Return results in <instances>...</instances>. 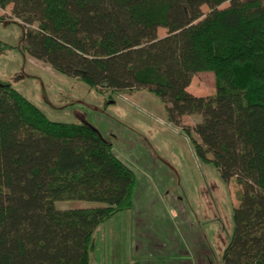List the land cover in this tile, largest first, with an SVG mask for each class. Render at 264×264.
<instances>
[{
    "label": "trees",
    "instance_id": "16d2710c",
    "mask_svg": "<svg viewBox=\"0 0 264 264\" xmlns=\"http://www.w3.org/2000/svg\"><path fill=\"white\" fill-rule=\"evenodd\" d=\"M9 5L26 56L110 99L148 90L164 104L199 159L240 187L222 264H264V0H0ZM203 72L215 74L211 96L188 91ZM192 115L201 122L185 126ZM136 185L99 130L50 120L0 79V264H93L98 228L133 208ZM67 200L105 206L56 207Z\"/></svg>",
    "mask_w": 264,
    "mask_h": 264
},
{
    "label": "rangeland",
    "instance_id": "374dc122",
    "mask_svg": "<svg viewBox=\"0 0 264 264\" xmlns=\"http://www.w3.org/2000/svg\"><path fill=\"white\" fill-rule=\"evenodd\" d=\"M203 11L208 13L209 7ZM1 14L0 79L11 83L50 120L95 127L136 174L134 206L98 228L93 264H125L133 255L135 241L144 246L147 257L178 251L208 256V264L221 263L235 227L237 183L226 182L215 166L199 159L186 130L169 121L154 94L142 92L157 105L142 100L129 107L118 94L110 99L85 81L62 75L27 55L29 62L21 49L23 28L13 16V5ZM167 32L160 28L159 36ZM215 89L213 72H203L194 81L195 92L207 95ZM127 93L131 99L138 96L137 91ZM198 119V115L186 117L184 124L193 127ZM104 206L87 200L56 202L58 209ZM133 234H138L135 241Z\"/></svg>",
    "mask_w": 264,
    "mask_h": 264
},
{
    "label": "crops",
    "instance_id": "0c3cea01",
    "mask_svg": "<svg viewBox=\"0 0 264 264\" xmlns=\"http://www.w3.org/2000/svg\"><path fill=\"white\" fill-rule=\"evenodd\" d=\"M2 11H3V9L0 8V15H2L1 14ZM27 59L29 60V57H27ZM29 62H30V60H29ZM31 65H33V64H31ZM33 66H36V65H33ZM53 73H55V72H53ZM200 74L201 73H199V74L194 76L193 81H192L191 85L188 88V91L191 92L192 94L196 95V96H211V95H213L215 93V91L213 93H210V94H207V95H203L205 93L202 94V93H199V92H195L193 90L194 81H195V79L198 78V75H200ZM144 91H146V90L137 91L138 92V94H137L138 96H137L136 99H134V98L131 99L129 96H127L126 95V94H128L127 92L121 93V94H118V95H119L120 99H123V100L127 101L126 104L129 107H135L134 105L136 104V102H140L142 100H144V101H148L149 100V101L155 103L153 100H150L148 98V96L146 97V95L142 93ZM163 106H164V104H163ZM198 116H199V119L194 123L193 127L196 126L198 123H200L201 120H202V117L200 115H198ZM186 117H191V116H185L184 119H186ZM233 199H234V208H235L237 206V204H238V200H237V198L235 196H233ZM132 226H133V224H132ZM134 226L132 227L133 230H134ZM131 236H132L133 241L137 240V238H138L137 237L138 234L136 236H135V234H133ZM135 243H136V244H134V248L135 249L132 250L133 255H132V257L130 259H128V261L125 264H134L137 261L139 262V264H208V261L211 260L208 256L206 258H204L203 256H198L197 257L196 255H193V254L183 253V252L179 253L178 251H175L170 256H157V255H154L156 257H154V256L147 257V255H143L142 249H145L144 246H141V248H140L139 241H135ZM137 247H139V248H137ZM176 247L177 246H175V248ZM222 261H223V259H222ZM219 264H222V262L219 263Z\"/></svg>",
    "mask_w": 264,
    "mask_h": 264
}]
</instances>
